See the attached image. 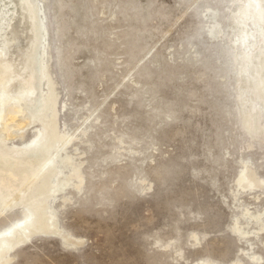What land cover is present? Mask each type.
Segmentation results:
<instances>
[{"label": "rangeland", "instance_id": "rangeland-1", "mask_svg": "<svg viewBox=\"0 0 264 264\" xmlns=\"http://www.w3.org/2000/svg\"><path fill=\"white\" fill-rule=\"evenodd\" d=\"M36 1L70 139L48 177L62 185L44 198L25 178L0 214L11 228L37 194L53 215L8 264H264V100L243 89L258 62L264 75V0ZM16 2L0 0V13L19 25ZM25 110L0 121L4 152L45 134ZM241 174L257 182L239 186Z\"/></svg>", "mask_w": 264, "mask_h": 264}, {"label": "bare ground", "instance_id": "bare-ground-1", "mask_svg": "<svg viewBox=\"0 0 264 264\" xmlns=\"http://www.w3.org/2000/svg\"><path fill=\"white\" fill-rule=\"evenodd\" d=\"M15 1H17L16 3L21 10L20 23L22 22L23 25H20V23L19 25H15L16 22L13 24L11 21L13 16L11 17L12 19L6 21L5 14L0 13V32H3L2 39L0 40V121L8 122L5 121L6 117L10 119L13 116L15 117L17 113H22V111L28 110L31 107L33 111L29 109L31 110L30 119L38 117L41 121L43 120L42 129L45 131V134L38 132L36 139L30 145L17 150L9 148L7 151L5 150L6 152L3 149V147H6V144L3 143H6L7 137L3 138L0 134V143L3 145L2 147L0 144V214H4V210L10 207L9 197L18 185H25L23 181L26 180L25 178H31L32 181L36 180V182L38 180L42 181L40 182L42 185H38L41 188V192H39L40 190L38 191L40 188L37 187L38 189H35L44 198L55 186L62 185L59 181L60 179L58 180L60 183L58 182L59 184L56 185L52 184L48 177H51L56 171L55 157L58 156L62 146L70 139V136L58 131L55 114L56 96L52 88L53 82L49 77L46 62L39 53V48L45 46L44 44L42 46V40L44 35H46L45 22L40 17V15L43 16L40 14L42 7H39L40 5H38L36 0ZM5 21L6 23H4ZM24 30L26 31L25 34H27H24L27 37V42L26 45L24 42L25 46L21 45L24 46L23 48L20 47V42L22 41L20 38L23 36H19L25 32ZM242 36L244 38L247 37L244 33H242ZM256 58L260 57L257 56ZM243 59H245V64L242 67V71L247 72L248 65L251 63L250 55L246 53ZM257 65L258 67L255 70L258 74L257 78L251 83V86L248 87L245 84V88L243 89H245V92L249 89L256 98L264 100V75H260L263 69L261 70L259 62ZM43 79L46 80L47 91L45 94L37 95V88ZM239 89L240 91L237 95L238 102L244 98L242 96V87ZM21 101L22 103H20ZM11 102L13 106L7 110L5 108L6 105L11 104ZM38 105L39 107H37ZM249 106H243L242 104L239 108V113L242 127L248 134H252L255 131H252L249 116L241 114L242 110L248 109ZM27 110L25 111L27 112ZM19 125L23 127L26 124L20 123ZM6 126L8 127V124ZM11 134L9 133V135ZM12 152H14V155L11 154ZM66 160L69 159L66 158ZM20 173L25 175L19 178ZM66 181L64 180L63 182ZM255 181L253 174L248 178H246L245 174H241L237 179V185L242 186L246 183V186L251 187ZM9 183L12 184L8 185ZM35 196H30L27 202H24L27 203L28 208L26 211H23V219L14 223L11 228L0 231V264H8L9 251L18 243L28 239L32 232L30 231L31 228H33V233H41V231L44 232L45 230L46 232L47 228L51 229L50 227L53 226V215L47 210V205L43 203L44 199L42 197L39 199Z\"/></svg>", "mask_w": 264, "mask_h": 264}]
</instances>
